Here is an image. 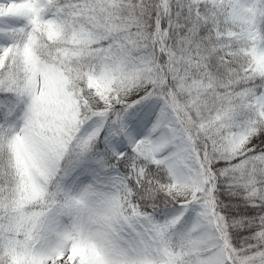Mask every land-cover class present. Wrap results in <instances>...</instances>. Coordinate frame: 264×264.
Returning <instances> with one entry per match:
<instances>
[{"label": "snow or ice", "instance_id": "1", "mask_svg": "<svg viewBox=\"0 0 264 264\" xmlns=\"http://www.w3.org/2000/svg\"><path fill=\"white\" fill-rule=\"evenodd\" d=\"M0 264H264V0H0Z\"/></svg>", "mask_w": 264, "mask_h": 264}]
</instances>
